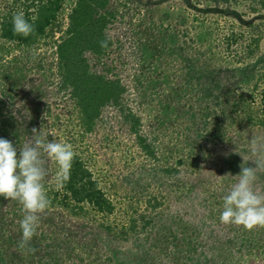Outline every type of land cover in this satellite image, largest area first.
<instances>
[{"label":"rangeland","instance_id":"1","mask_svg":"<svg viewBox=\"0 0 264 264\" xmlns=\"http://www.w3.org/2000/svg\"><path fill=\"white\" fill-rule=\"evenodd\" d=\"M16 1L0 0V24ZM77 1H64L32 48L0 36V138L18 154L33 128L72 144L114 212L50 205L31 252L18 247L22 206L0 197V264H264V227L219 219L243 157L264 160V0H109L113 45L83 58L125 91L91 130L57 55ZM250 43L255 55L244 58ZM44 159L49 195L58 165ZM254 189L264 193V168Z\"/></svg>","mask_w":264,"mask_h":264},{"label":"trees","instance_id":"2","mask_svg":"<svg viewBox=\"0 0 264 264\" xmlns=\"http://www.w3.org/2000/svg\"><path fill=\"white\" fill-rule=\"evenodd\" d=\"M64 1L17 0L16 3L22 2V4L15 12L21 11L22 8L26 18L30 22L34 21L35 32L28 37L15 34L12 25L13 14L6 15L0 24V36L4 40V46L10 44V46L15 45L16 48H32L46 38L48 29L54 25L63 8ZM109 3V0H78L69 18L67 37L57 47L58 59L64 70L63 87L72 89L87 130L93 128L103 107L109 103L119 105L125 91L119 82L107 81L103 77L89 73V64L83 58V54L87 52L94 55L105 54L113 45L112 40L107 36L109 19L113 16L108 10ZM233 41L236 43L237 39ZM254 42L257 43L256 48L259 47V40L256 39ZM251 47L252 43L245 49L244 58L255 55L256 50ZM262 100L264 104V95ZM249 121L253 123L251 117ZM260 124L264 125V121ZM143 142L141 140V143ZM145 143H143L144 148L151 149ZM48 196L51 206L57 204L74 215L86 214L88 209H95L105 216H111L114 212L112 202L77 155L72 162L69 179L63 187H53V194L50 193ZM139 262L149 264L144 257L140 258Z\"/></svg>","mask_w":264,"mask_h":264},{"label":"clouds","instance_id":"3","mask_svg":"<svg viewBox=\"0 0 264 264\" xmlns=\"http://www.w3.org/2000/svg\"><path fill=\"white\" fill-rule=\"evenodd\" d=\"M13 32L28 37L35 32L34 21L30 22L21 10L12 16ZM32 136L20 147L19 154L13 143L0 138V197L17 201L22 206L23 218L19 221L22 237L18 247H30L32 238L39 227L41 214L51 205L45 188L48 176L44 157L53 159L58 165L57 182L59 187L70 177L72 162L76 156L72 144L49 140L48 136L32 129ZM257 142L252 141V150L257 151ZM243 157V156H242ZM241 164L238 182L223 197V210L220 222L234 224L246 230L264 227V193L257 192L254 184L257 170L264 168V160H254L255 167Z\"/></svg>","mask_w":264,"mask_h":264}]
</instances>
